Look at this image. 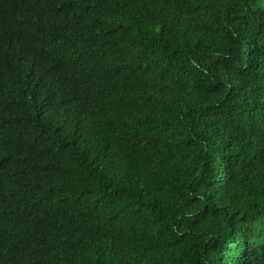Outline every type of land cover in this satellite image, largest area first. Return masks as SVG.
Here are the masks:
<instances>
[{
    "label": "trees",
    "instance_id": "16d2710c",
    "mask_svg": "<svg viewBox=\"0 0 264 264\" xmlns=\"http://www.w3.org/2000/svg\"><path fill=\"white\" fill-rule=\"evenodd\" d=\"M0 264H264V0H0Z\"/></svg>",
    "mask_w": 264,
    "mask_h": 264
}]
</instances>
